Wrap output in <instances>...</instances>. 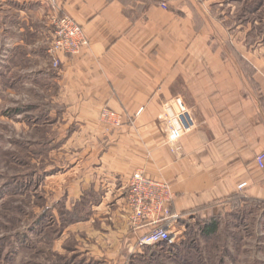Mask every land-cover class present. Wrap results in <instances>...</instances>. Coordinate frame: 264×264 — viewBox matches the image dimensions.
<instances>
[{
  "label": "crops",
  "instance_id": "0c3cea01",
  "mask_svg": "<svg viewBox=\"0 0 264 264\" xmlns=\"http://www.w3.org/2000/svg\"><path fill=\"white\" fill-rule=\"evenodd\" d=\"M6 1L20 11L39 2L40 17L69 18L87 41L77 55L59 54L57 71L34 75L42 88L52 84L53 115L68 123L71 151L84 154L70 170L84 164L82 186L98 170L108 186L103 200L125 203L128 179L141 172L170 187L175 221L206 219L236 198L264 202L255 162L264 152V49L230 28L250 23L246 0ZM17 40L14 49H29ZM175 98L195 127L171 146L164 106ZM103 107L118 114L120 128H98ZM146 232L132 234L138 241Z\"/></svg>",
  "mask_w": 264,
  "mask_h": 264
},
{
  "label": "rangeland",
  "instance_id": "374dc122",
  "mask_svg": "<svg viewBox=\"0 0 264 264\" xmlns=\"http://www.w3.org/2000/svg\"><path fill=\"white\" fill-rule=\"evenodd\" d=\"M246 2L250 23L231 31L247 32V42L264 49V0ZM40 6L20 11L0 0V264H264V202L236 198L206 219L174 221L167 243L174 249L140 247L128 226L127 185L125 203L103 200L108 186L98 170L81 185L84 154L71 151L68 123L53 115L52 84L42 88L34 76L54 71L48 53L54 14L40 17ZM236 12L245 13L244 6ZM17 39L29 46L26 52L11 46ZM104 113L118 116L103 107L98 128L122 126L102 122ZM210 218L216 231L203 236Z\"/></svg>",
  "mask_w": 264,
  "mask_h": 264
},
{
  "label": "built area",
  "instance_id": "2783aa9c",
  "mask_svg": "<svg viewBox=\"0 0 264 264\" xmlns=\"http://www.w3.org/2000/svg\"><path fill=\"white\" fill-rule=\"evenodd\" d=\"M52 41L48 53L52 60V69H59V54L77 55L87 44L81 27L67 17L57 14L51 17ZM102 122L120 121L118 116L104 113ZM164 127L166 142L173 146L182 135L192 131L195 122L180 98H175L164 106ZM258 168L264 173V152L255 157ZM245 185H240L242 189ZM126 205L128 209V226L132 231L147 229L138 245L156 246L160 243L171 244L168 223L175 221L169 205L173 199L170 187L162 182L146 178L141 172L133 173L127 182Z\"/></svg>",
  "mask_w": 264,
  "mask_h": 264
},
{
  "label": "trees",
  "instance_id": "16d2710c",
  "mask_svg": "<svg viewBox=\"0 0 264 264\" xmlns=\"http://www.w3.org/2000/svg\"><path fill=\"white\" fill-rule=\"evenodd\" d=\"M248 202H259V201H248ZM204 223H203V226H202V228H201V230H200V233L203 235V236H210V235H212V234H214L215 233V231H216V227H217V221L216 220H214L213 218H210V219H208V220H206V221H203ZM156 246H158V247H166V248H172V249H174L175 247H173L174 245H168V244H166V243H160V244H158V245H156ZM58 256H60V257H58L60 260H61V256L62 255H58ZM72 261H74V260H72ZM72 261H70V262H72ZM83 261V260H82Z\"/></svg>",
  "mask_w": 264,
  "mask_h": 264
}]
</instances>
